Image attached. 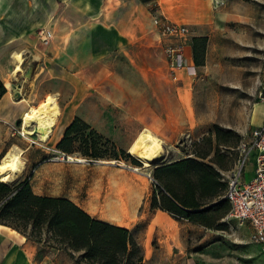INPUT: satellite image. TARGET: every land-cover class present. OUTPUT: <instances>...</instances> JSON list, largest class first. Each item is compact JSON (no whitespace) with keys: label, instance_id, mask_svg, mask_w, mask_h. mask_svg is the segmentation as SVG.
Here are the masks:
<instances>
[{"label":"rangeland","instance_id":"1","mask_svg":"<svg viewBox=\"0 0 264 264\" xmlns=\"http://www.w3.org/2000/svg\"><path fill=\"white\" fill-rule=\"evenodd\" d=\"M11 2L17 6L19 18L28 14L34 22L40 19L42 13L35 0L0 1L6 8ZM153 3L104 0L95 11V7L87 10L69 2L51 0L49 19L27 35H21L25 29L17 27L18 37L7 45V55L13 60L10 68L13 74H17L14 70L18 65L21 74L13 82L14 88L18 89L20 85L21 90L11 93L10 97L18 100L39 92L38 83L26 89L27 81L37 73L43 91L47 96L55 97L61 111H71V115L77 114L87 121L102 125L107 122L112 127L117 123L120 128L122 118L126 116L145 115L149 122L160 114L169 115V101L172 98L181 100L179 88L184 81L178 76L179 71L174 73L168 68L165 48L169 39L161 36L153 24L150 14ZM9 16L10 13L3 11L0 18L6 21ZM43 29L51 32L48 43L40 39ZM4 30L7 33L10 29ZM248 65V60L215 57L208 63L205 59L194 76L183 70L195 78L193 107L179 109L178 116L184 121L178 119L176 123L162 126L171 138L155 135L162 139L164 152L147 169L135 165L131 159L120 160L119 164L109 167L68 161L57 149L61 139L58 131H54L47 142L32 138L33 143L29 137L17 133L16 144L21 148L17 150L30 149L24 154L22 172L9 184L14 186L30 177L35 192L70 196L89 213L115 223H121V219L108 212L109 203L119 201L121 195H130L135 202L127 205L126 213L136 210L139 214L147 213L137 227L145 245L142 253L146 261L143 264H264L263 247L253 241L249 222L228 220L225 216L217 223L219 228H207L169 214L179 221V225H171L167 220L159 224L158 220L162 218L155 216L152 208L153 197L159 198V191L152 176L143 177L146 172L153 175L157 166L192 158L216 168L226 188L239 158L235 143L240 136L224 127L249 124L251 108L258 102L255 93L244 91L239 83L248 73ZM115 100L123 101L125 105L133 103L135 107L130 110L129 106H115ZM51 101L47 103L53 105ZM183 112L185 117L181 115ZM20 124L18 127L22 131L23 120ZM62 126L63 123L57 130ZM144 126L143 122L133 118L128 127L129 134L134 135L131 143L143 131L153 133ZM215 126L232 131L228 137L231 147L222 145L218 148ZM88 133L84 136L87 137ZM110 140L118 150H123L117 142ZM109 147H103V150L110 153ZM76 148H80V143ZM210 150L209 157H197ZM74 156L84 159L80 153ZM99 161L118 163L116 160ZM216 161L222 163L225 171L219 170ZM132 167L141 169L135 171ZM28 233L32 234L30 230ZM32 238L42 243L38 250L30 252L32 264H90L83 260L82 254L71 260L65 253L52 250L60 243L47 233L32 235Z\"/></svg>","mask_w":264,"mask_h":264},{"label":"crops","instance_id":"2","mask_svg":"<svg viewBox=\"0 0 264 264\" xmlns=\"http://www.w3.org/2000/svg\"><path fill=\"white\" fill-rule=\"evenodd\" d=\"M2 2V0H0ZM51 0H35L36 7L41 11V17L38 20H34L30 18L28 14H22V18H19L17 13V6L14 3H10L7 8L5 5H1L0 3V16L1 13L8 12L10 16L6 21L0 18V79L5 84L7 89L6 94L0 100V161H2L6 155L15 149H21L16 144L17 132L19 129V125L23 120L24 114L30 110L31 107H37L42 104H46L47 101H51L53 103V107L57 112V125L54 127V131H58L59 139L63 137V134L66 128L71 124L75 117H79V115L74 114L71 115V111L65 113L62 109L61 105L54 100V96H47V93L43 91V85L41 86L37 79L39 78L38 74H32V78L27 81L28 89L30 86H34L38 83L39 92L35 94H30L27 97L14 100L10 97V94L13 92H17L14 88L15 79L20 76V70H11L12 58L11 55H7V45L11 42H14L15 38L18 37L19 32H17V27L25 29V31L20 32L21 35L28 34L31 29L42 25L49 19L51 15ZM58 3V0H55ZM62 3H71L75 4L78 7L83 6L85 9L93 10L95 7V11H98V6H102L104 0H59ZM146 3L154 2L153 7H160V11L165 14L170 20L184 23L190 26L191 28V43L186 48V54L189 60V65H194L193 61V40L195 38H206L207 39V47H206V56L205 59L207 63L211 61L213 58L217 57L219 59L226 58H237L240 60H248V73H246L243 77V80L239 81L244 91H247L251 94L256 95L258 90L260 89V85L264 81V0H144ZM153 7L151 9V17H153ZM14 13V14H13ZM24 15V16H23ZM10 29L6 33L3 29ZM12 47V46H10ZM216 55V56H215ZM22 62V61H21ZM201 66L196 67L197 73L200 71ZM19 72V73H18ZM178 76L180 79L184 81L182 87L179 88L181 91V100L178 98L170 99L169 107L170 114L169 115H159L155 116L152 121L147 120V116L138 115L136 117L126 116L122 118L121 127H117V123H114V127L110 123L106 122V125L97 124L91 120L87 121L93 128L97 129L100 133H102L105 137L112 139L117 142L118 145L121 146L123 150L129 153V148L132 143L136 140L134 135H130V125L133 123V118H137L140 122H143L144 127L147 130L152 131V135H162L166 138L169 137V133L163 131L164 125L176 123L178 119L184 121L185 119L178 116L179 109L183 111V108H192L193 102V82L195 78L186 74L183 70L179 71ZM38 76V77H37ZM37 77V78H36ZM42 90V91H41ZM48 97L47 100H45ZM54 97V98H53ZM248 99V98H247ZM250 99V98H249ZM248 99V100H249ZM258 99V98H257ZM45 100V101H44ZM115 102V106H125L126 108H130V110L135 107L132 103L131 105H125V103L119 101ZM119 102V103H117ZM166 104V100L164 101ZM33 104V105H32ZM52 105V104H51ZM183 117H185L184 112L181 113ZM81 118V117H80ZM83 119V118H82ZM84 120V119H83ZM241 122V121H240ZM62 128L57 130L58 127ZM264 124V102L258 100L255 102L251 108V114L249 119V124L230 126L226 125V129L233 130L236 132L241 138L239 144L235 143V146H240V143L243 141H248L250 134L253 129ZM53 131V132H54ZM25 136V135H24ZM157 137V136H155ZM32 138H39L38 136L29 137L28 140L31 143L35 142ZM159 138V136L157 137ZM162 142L161 138H159ZM61 140V139H60ZM131 143V144H130ZM231 147V146H229ZM164 148V147H163ZM28 151L30 147L26 148ZM27 151V152H28ZM164 152V151H163ZM239 154V151H238ZM162 156V155H161ZM73 157V156H72ZM158 159V158H157ZM186 159V158H184ZM183 160V159H181ZM119 164L120 160H116ZM180 161V160H179ZM251 161V164L249 165ZM177 161H173L168 164H172ZM87 163V162H83ZM102 164V163H97ZM123 164V163H122ZM113 164L111 163H103V166L109 167ZM162 166H165L164 164ZM162 166H157L160 168ZM219 170L223 171L224 166L222 163L218 164ZM134 169V167H132ZM216 169V168H215ZM256 170V152L251 154V157L247 163V166L243 173V181L248 182L252 180L255 176ZM225 171V170H224ZM234 169L232 170V172ZM148 176H152L151 172H146L143 174V177L147 178ZM151 180V179H150ZM34 191V190H33ZM35 194L41 196H52V197H64L72 200L74 203L79 205L85 211H87L84 207L80 205V203L71 198L70 196L61 195V194H48V193H37ZM224 198V196L222 197ZM121 202L124 203L125 213H122V217L120 218L121 223H115L112 221H105L101 217L88 213L103 222H107L113 225H117L120 227H124L128 229L134 238L138 241L139 245L144 248V244L142 242V236H140L137 232V227L139 222L146 218L147 213L139 214V210L132 211L131 213H126L128 209L127 205L135 202V198H131L130 195H121ZM126 203V204H125ZM208 206V205H207ZM140 206H138V209ZM135 210V209H134ZM154 215L161 217L162 220H158L159 224L163 221L167 220L171 225L178 226L179 221L176 218L171 217L169 212L163 211L159 208H153ZM124 215V216H123ZM173 215V214H172ZM155 220V219H154ZM189 221V220H188ZM190 222V221H189ZM192 223V222H191ZM251 225V224H250ZM203 226V225H202ZM252 227V225H251ZM254 234V230L252 227V236ZM51 237V234L49 233ZM42 243L35 242V240L30 236L24 235L13 229L11 227L0 225V264H32V254L30 252H34V250H38L39 245ZM54 251L65 253L68 257L71 258L69 252H73L69 247L59 245L58 247L51 248ZM19 253V254H18ZM26 253V254H25ZM28 253V254H27ZM75 256L81 255L82 252H73ZM72 260V258H71ZM146 258H144V261Z\"/></svg>","mask_w":264,"mask_h":264},{"label":"trees","instance_id":"3","mask_svg":"<svg viewBox=\"0 0 264 264\" xmlns=\"http://www.w3.org/2000/svg\"><path fill=\"white\" fill-rule=\"evenodd\" d=\"M206 47V38L193 40L196 67L204 65ZM6 92L5 84L0 79V100ZM86 132H89L87 137L84 136ZM231 134L232 131L215 126L218 148L230 146L228 137ZM239 140L240 137L237 143ZM77 143H80L79 149L76 148ZM108 145L112 150L110 153L103 150ZM57 149L67 156L80 153L84 159H131L135 165H142L126 151L118 150L115 143L80 117H75L66 128ZM210 154L211 150L197 157L207 158ZM31 179L29 177L14 186L0 181V225L16 229L29 237L50 233L51 238L61 245L73 252H82L83 260L90 264H143V249L128 229L92 217L68 198L35 194ZM153 180L160 199L153 197L152 208H159L207 228H219L217 223L230 212L228 201L222 198L227 185L225 188L216 169L196 159L186 158L157 168ZM29 230L32 234L28 233ZM73 252H69V255L74 259Z\"/></svg>","mask_w":264,"mask_h":264},{"label":"built area","instance_id":"4","mask_svg":"<svg viewBox=\"0 0 264 264\" xmlns=\"http://www.w3.org/2000/svg\"><path fill=\"white\" fill-rule=\"evenodd\" d=\"M159 8L154 9L152 18L158 33L169 39L165 48L168 68L174 73L186 70L189 75H196V66L189 65L186 54V48L191 43L190 26L170 20ZM39 36L44 43H48L52 37L48 29L41 30ZM257 98L264 102V81ZM16 132L24 136L23 127L22 131L18 129ZM238 151L236 168L229 176L224 196L230 205L226 219L249 222L254 230L253 241L262 245L264 252V124L252 130L249 140L241 142ZM253 152H256L255 176L244 182L243 173Z\"/></svg>","mask_w":264,"mask_h":264},{"label":"bare ground","instance_id":"5","mask_svg":"<svg viewBox=\"0 0 264 264\" xmlns=\"http://www.w3.org/2000/svg\"><path fill=\"white\" fill-rule=\"evenodd\" d=\"M18 90L20 91L21 88ZM57 116V112L51 104L46 103L37 107H31L23 116V134L27 137L38 136L40 141L47 142L54 131ZM163 151L164 148L161 140L147 131L141 132L129 148V154L142 164L143 169L151 167L153 162L161 157ZM26 152L27 150H12L0 161V181L9 183L13 180L14 176L22 172L24 167L23 157ZM68 161L86 160L68 156ZM140 169L139 167H134L135 171H140ZM120 200L116 202L112 201V203L108 202L110 204L108 205V212L114 214L118 220L122 217V213H125L124 203Z\"/></svg>","mask_w":264,"mask_h":264},{"label":"water","instance_id":"6","mask_svg":"<svg viewBox=\"0 0 264 264\" xmlns=\"http://www.w3.org/2000/svg\"><path fill=\"white\" fill-rule=\"evenodd\" d=\"M65 156H66L65 158L68 160V156L67 155H65ZM85 160L86 161H76V162H79V163H83V162H87V163L110 162V161H99V160H93V159H85ZM111 164H115V163H111Z\"/></svg>","mask_w":264,"mask_h":264}]
</instances>
